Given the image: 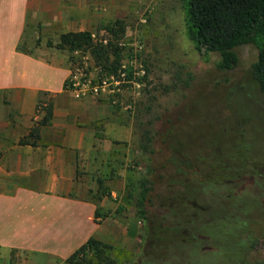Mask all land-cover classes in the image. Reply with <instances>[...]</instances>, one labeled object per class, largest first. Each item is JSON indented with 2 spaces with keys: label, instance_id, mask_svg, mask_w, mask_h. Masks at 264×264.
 <instances>
[{
  "label": "rangeland",
  "instance_id": "1",
  "mask_svg": "<svg viewBox=\"0 0 264 264\" xmlns=\"http://www.w3.org/2000/svg\"><path fill=\"white\" fill-rule=\"evenodd\" d=\"M82 1L86 13L84 24L80 22L79 26L94 37H110L103 27L109 21L123 19L126 24L120 40V73L124 75L107 78L98 94L88 93L101 96L104 92L111 116L129 129L128 140H115L119 147L116 159L123 164V187L115 185L114 194L104 201L102 198L110 194L108 185L109 194L97 192L95 183L90 190L103 203L101 211L108 212L104 219L109 225L102 241L116 248L111 252L116 264H142L153 252L157 255L154 264H197L199 258L204 264H225V250L211 239L200 243L193 253L189 231L181 232L176 241L148 236L151 222L137 216L135 201L148 163L139 141L149 127L155 134L151 174L155 184L147 214L152 220L158 218L160 236L167 235L163 228L189 214L185 208L188 200L187 204L200 211L201 204L206 205L207 212L221 208L229 214L237 213L248 226L240 237L245 239L252 228L264 241V92L250 72L256 47L250 43L235 47L238 64L222 70L218 53L200 52L187 37L181 0ZM58 11L61 15V9ZM49 25L44 32L48 36L41 39L39 35V49L45 48L41 43L47 44V49L63 57L81 81L89 78L96 82L99 68L89 53L55 47L59 25L56 20ZM68 26L77 27L72 23ZM42 30L39 25V34ZM193 188L194 194L201 195L199 205L189 198ZM167 215H171L170 220L159 218ZM203 216V220L209 217ZM263 241L258 249L237 254V261L245 264V260L249 263L261 258ZM208 255H216L217 260L208 263Z\"/></svg>",
  "mask_w": 264,
  "mask_h": 264
},
{
  "label": "crops",
  "instance_id": "2",
  "mask_svg": "<svg viewBox=\"0 0 264 264\" xmlns=\"http://www.w3.org/2000/svg\"><path fill=\"white\" fill-rule=\"evenodd\" d=\"M85 13L82 0H0V264H66L90 237L104 240L109 223L95 216L103 203L91 186H109L104 201L124 185L115 140H128V127L104 92L65 89L67 61L37 43L54 20L58 35L84 29ZM47 104L50 122L21 142Z\"/></svg>",
  "mask_w": 264,
  "mask_h": 264
},
{
  "label": "trees",
  "instance_id": "3",
  "mask_svg": "<svg viewBox=\"0 0 264 264\" xmlns=\"http://www.w3.org/2000/svg\"><path fill=\"white\" fill-rule=\"evenodd\" d=\"M181 7L187 37L200 52L204 54L218 53L220 55V62L218 63L220 69L231 70L238 64L239 58L235 47L248 43L256 47V59L250 66V72L260 90L264 92V0H181ZM103 27L110 34V37H94L89 30L66 31L59 34L55 47L70 52H88L94 64L99 68V76L109 77L112 75L118 78L120 70H122L120 40L124 36L126 24L123 19H115ZM104 39L106 42L103 41ZM67 86L66 80L64 88L66 89ZM44 109L43 116L37 121V124L31 127L23 139L21 138V142L25 143L31 139L35 142L39 138V126L48 124L52 117L51 105L47 104ZM154 136V132L149 127L143 130L139 141L140 150L148 163L147 174L140 180L135 201L137 216L151 222L146 231L148 236L159 241L165 237L170 241H176L181 232L189 231V239H187L193 253H197L200 243L206 239H211L225 250V264H240L237 261V254L262 246V235H258V231H252L254 229L251 228L246 238L242 239L240 233L248 230L247 220L241 219L237 213L229 214L221 208L207 212L205 210L206 205H201L199 202L202 199L201 195L198 194L199 192L197 195L194 194L195 188L191 192L193 196L189 198L196 201L198 205L200 204L199 206L203 209L201 211L195 209L193 205L187 204V200L185 208L189 209L186 210L189 214H183L181 218L179 217L178 220L174 221L176 224L172 226L170 224L167 228H163L162 230L167 235L160 236L159 230L156 228L158 218L152 220L147 214V204L150 203L151 199L150 192L155 184V179L151 176L155 167V161L152 157L155 152ZM105 186L102 179L98 178L97 192L109 194ZM127 187L128 185L125 189ZM126 197L129 198L128 189ZM94 199L97 200L98 198L94 197ZM230 206L235 208L232 204ZM203 214L209 216L207 220L202 219ZM95 216L102 220L108 216V212H102L100 207H97ZM155 216L158 217L157 214ZM167 216L159 218L170 220L171 215ZM171 232L174 233V236L171 235ZM113 250H116L113 245L96 237H90L68 257L66 264H116L117 259L111 255ZM148 256L150 260H145L142 264L156 263L154 259L157 258V255L154 252ZM214 256L216 257V255ZM215 257L208 255L207 258L209 259L206 260L210 263V261L217 260ZM203 260L199 258L195 263L204 264ZM244 263L264 264V254L259 259L249 263L245 260Z\"/></svg>",
  "mask_w": 264,
  "mask_h": 264
},
{
  "label": "built area",
  "instance_id": "4",
  "mask_svg": "<svg viewBox=\"0 0 264 264\" xmlns=\"http://www.w3.org/2000/svg\"><path fill=\"white\" fill-rule=\"evenodd\" d=\"M103 41L106 42V39H104ZM120 74L124 75L123 72H121ZM107 78L115 79V77L111 75L109 77L99 76L96 82H91L89 78H87L84 81H81L77 77V72H74L71 69V73L66 79L68 82V86L66 89L76 97H80L88 93L98 94L100 91H102L105 88Z\"/></svg>",
  "mask_w": 264,
  "mask_h": 264
}]
</instances>
